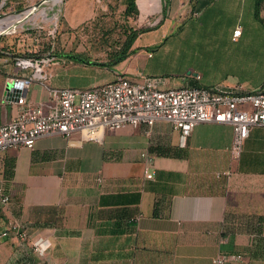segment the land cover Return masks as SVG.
Here are the masks:
<instances>
[{"label":"crops","instance_id":"obj_1","mask_svg":"<svg viewBox=\"0 0 264 264\" xmlns=\"http://www.w3.org/2000/svg\"><path fill=\"white\" fill-rule=\"evenodd\" d=\"M28 1L34 2H12ZM159 2L161 24L150 32L185 17L204 22L216 6L255 17L254 0H136L146 15L159 13ZM237 26L238 38L243 35L241 24H234L227 41ZM137 43L138 38L122 64L135 57L146 66L149 54L136 52ZM0 45L9 54L0 55L5 123L18 108L6 92L9 78L27 79L32 70H16L14 46ZM51 71L46 80L28 83L29 101L43 102L49 87L68 86L58 78L59 66ZM135 72L128 67L123 75L139 77ZM198 75L165 87L220 84L254 91L260 84ZM233 138L229 124L200 123L182 140L169 122L157 120L149 127L107 130L101 142L83 140L78 132L45 134L32 149L0 152V186L9 197L0 204V232L20 225L27 233L23 238L10 230L1 240L0 264H214L222 253L241 255L225 264H264V126L250 127L237 158L231 154ZM38 239L47 241L40 252L32 246Z\"/></svg>","mask_w":264,"mask_h":264},{"label":"rangeland","instance_id":"obj_2","mask_svg":"<svg viewBox=\"0 0 264 264\" xmlns=\"http://www.w3.org/2000/svg\"><path fill=\"white\" fill-rule=\"evenodd\" d=\"M12 1L0 0V18L22 12L7 19L36 12L40 18L19 25L16 32H3L0 43L5 48L14 46L10 49L14 52L11 57H52L43 64V72L51 73L55 66H59L61 74L58 78L68 81L69 88L84 89L96 83L111 82L123 75L128 67L137 69L136 75L162 77L167 83L193 75L199 79L200 73L234 82L259 80V88L255 90L264 88V23L256 17L251 21L246 14L224 13L216 6V12L204 22L185 17L183 22H169L165 30L140 34L137 44L141 47L136 52L143 51L145 56L149 54L146 66L143 67L144 58L140 61L135 57L124 64L121 61L102 66L88 62H112L129 27L138 29L161 24L160 2L159 13L148 15L137 4L138 15L133 19L125 18L126 0H45L38 7L36 4L41 0L28 1L24 5H15ZM260 16L264 18V11ZM234 24H241L244 33L227 41L228 27ZM5 27L0 26V30ZM18 40L21 42L19 46ZM232 46L236 49L230 48ZM212 86L223 87L220 84Z\"/></svg>","mask_w":264,"mask_h":264},{"label":"built area","instance_id":"obj_3","mask_svg":"<svg viewBox=\"0 0 264 264\" xmlns=\"http://www.w3.org/2000/svg\"><path fill=\"white\" fill-rule=\"evenodd\" d=\"M240 32L237 26L232 36L236 38ZM2 48L0 45V52L6 54ZM11 58L19 69L32 72L27 79L9 78L8 83L16 89L7 88L6 92L12 94L18 108L10 121L0 123V152L19 146L32 149L36 139L45 134L68 137L78 132L83 140L101 142L107 130L149 127L157 120H164L179 132L182 140L200 123L231 125L234 132L231 154L237 158L250 127L264 126V88L247 91L241 85L165 87L166 80L162 77L120 75L111 82L84 89L49 87L47 99L33 103L26 98V87L33 79H47L42 66L52 57ZM146 177L151 178V174L147 173ZM8 202L9 197L0 186V204ZM10 230L23 238L27 236L20 225H13L0 232V242ZM32 246L40 252L46 248L47 241L38 239ZM240 259V254L222 253L213 262L225 264Z\"/></svg>","mask_w":264,"mask_h":264},{"label":"trees","instance_id":"obj_4","mask_svg":"<svg viewBox=\"0 0 264 264\" xmlns=\"http://www.w3.org/2000/svg\"><path fill=\"white\" fill-rule=\"evenodd\" d=\"M254 2H255L254 3V15L257 19H259L260 21H262L264 23V18H262L260 16V13L264 11V0H254ZM124 15H125V18H129V17H132L133 19L136 18V16L138 15V7H137L136 0H126ZM155 28L156 27H150V26L145 27V28L142 27V28H138V29H134L132 27H129V32L126 36V39L123 42L121 49L119 50L115 59L112 62H108V63L88 62V63H93V64H97V65H102V66H111V64H113V63H118V62L123 61L126 57H128L131 53H133L135 51V49H132L131 47H132L134 41L136 40V38L140 34H142L144 32L151 31ZM2 49H4V47ZM69 56H71V55H69ZM71 57L77 59L76 56H71ZM82 60L86 61L84 59H82ZM198 87H203V86H198Z\"/></svg>","mask_w":264,"mask_h":264},{"label":"bare ground","instance_id":"obj_5","mask_svg":"<svg viewBox=\"0 0 264 264\" xmlns=\"http://www.w3.org/2000/svg\"><path fill=\"white\" fill-rule=\"evenodd\" d=\"M22 13L13 14V15H7V16H5L3 18H0V26H10L8 28L0 30V32H3V31H6V32L14 31L15 29H19V25H23L25 23H28V22H31L33 20H36V19L40 18V14L36 12V13H34L32 15L22 16V17H19V18L7 19L10 16L20 15Z\"/></svg>","mask_w":264,"mask_h":264},{"label":"water","instance_id":"obj_6","mask_svg":"<svg viewBox=\"0 0 264 264\" xmlns=\"http://www.w3.org/2000/svg\"><path fill=\"white\" fill-rule=\"evenodd\" d=\"M43 1H45V0H41V1H39L36 5L38 6L41 2H43ZM54 1V0H53ZM23 28V27H22ZM8 89H12V90H15L16 89V87L14 86H12L11 84H9V86H8Z\"/></svg>","mask_w":264,"mask_h":264}]
</instances>
